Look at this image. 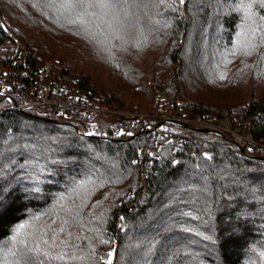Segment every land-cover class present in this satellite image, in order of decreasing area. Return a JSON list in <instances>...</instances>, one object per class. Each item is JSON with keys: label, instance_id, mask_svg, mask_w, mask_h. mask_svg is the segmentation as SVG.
Wrapping results in <instances>:
<instances>
[{"label": "trees", "instance_id": "trees-1", "mask_svg": "<svg viewBox=\"0 0 264 264\" xmlns=\"http://www.w3.org/2000/svg\"><path fill=\"white\" fill-rule=\"evenodd\" d=\"M121 3L0 0V41L92 100L222 116L264 144L262 0ZM127 124L0 110V264H264V149L177 126L153 160L150 133Z\"/></svg>", "mask_w": 264, "mask_h": 264}, {"label": "built area", "instance_id": "built-area-1", "mask_svg": "<svg viewBox=\"0 0 264 264\" xmlns=\"http://www.w3.org/2000/svg\"><path fill=\"white\" fill-rule=\"evenodd\" d=\"M67 79L64 74L52 70L40 57L31 59L29 52L13 36L0 41V100L4 102L3 109L46 110L65 122L73 121L74 116L124 118L128 121L125 129L128 135H133L137 126L150 133L145 154L152 156L153 160L157 158L155 152L159 148L157 138L166 137L173 142L174 149L178 147L180 142L174 131L177 126L219 134L242 151L246 148L264 149L263 143L255 141L247 131L237 128L225 117L184 112L167 103L147 110L112 107L90 99L86 91L68 90L65 85ZM140 158L138 153L136 159Z\"/></svg>", "mask_w": 264, "mask_h": 264}, {"label": "snow or ice", "instance_id": "snow-or-ice-1", "mask_svg": "<svg viewBox=\"0 0 264 264\" xmlns=\"http://www.w3.org/2000/svg\"><path fill=\"white\" fill-rule=\"evenodd\" d=\"M184 0H180V3H183ZM262 4H264V0H262ZM76 7L78 8H85V7H102V8H109V9H113V10H116V9H119L122 7V3H121V0H101V3L99 5H96V4H86L84 2V0H76V4H75ZM252 8V4L249 3L248 4V9L251 10ZM264 19V18H262ZM224 77L222 76L221 79H223ZM206 158H209L210 157H206ZM0 195H2V192H0ZM29 227V225H26V224H20L16 229H15V235L11 238L12 242L15 243L17 241V239L23 234V232L26 230V228ZM50 229V226H46ZM51 230V229H50ZM54 232V230H52ZM60 231H63V228L60 229ZM48 235V232L47 231H38L36 233V239L42 241V243L45 245V246H55L56 244V235L53 234L52 236V240H51V243L48 239H45V237ZM5 247V245L3 244H0V250H2L3 248ZM111 255V253H109V256ZM107 264H111V261L109 260L107 262Z\"/></svg>", "mask_w": 264, "mask_h": 264}, {"label": "water", "instance_id": "water-1", "mask_svg": "<svg viewBox=\"0 0 264 264\" xmlns=\"http://www.w3.org/2000/svg\"><path fill=\"white\" fill-rule=\"evenodd\" d=\"M200 130H202V131H206L205 129H200ZM240 151H242V150L240 149Z\"/></svg>", "mask_w": 264, "mask_h": 264}, {"label": "rangeland", "instance_id": "rangeland-1", "mask_svg": "<svg viewBox=\"0 0 264 264\" xmlns=\"http://www.w3.org/2000/svg\"><path fill=\"white\" fill-rule=\"evenodd\" d=\"M64 121V120H63ZM83 130V129H82Z\"/></svg>", "mask_w": 264, "mask_h": 264}]
</instances>
